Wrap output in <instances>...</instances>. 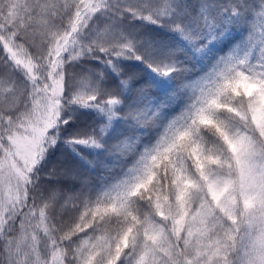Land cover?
<instances>
[{
	"label": "snow or ice",
	"instance_id": "6c2138e0",
	"mask_svg": "<svg viewBox=\"0 0 264 264\" xmlns=\"http://www.w3.org/2000/svg\"><path fill=\"white\" fill-rule=\"evenodd\" d=\"M0 53L6 264H264V0H0Z\"/></svg>",
	"mask_w": 264,
	"mask_h": 264
},
{
	"label": "clouds",
	"instance_id": "9594fccd",
	"mask_svg": "<svg viewBox=\"0 0 264 264\" xmlns=\"http://www.w3.org/2000/svg\"><path fill=\"white\" fill-rule=\"evenodd\" d=\"M240 30V29H237ZM231 35V34H230ZM227 39V38H226ZM237 40L236 42H238ZM219 43V42H217ZM234 45H231L232 47ZM222 55L220 51H217L216 48H212L209 46V50L204 55H190V58L188 59V67L190 71L185 74L181 79L170 81L172 83V87L170 91H176L177 95L174 101L171 102V105H182L185 102L186 93L181 91V86L184 82V80H195L201 75H203L209 67L215 63V60ZM248 85L246 83H239L236 84L235 87L238 89H244ZM179 110V109H178ZM0 264H6V261L3 259H0Z\"/></svg>",
	"mask_w": 264,
	"mask_h": 264
},
{
	"label": "trees",
	"instance_id": "16d2710c",
	"mask_svg": "<svg viewBox=\"0 0 264 264\" xmlns=\"http://www.w3.org/2000/svg\"><path fill=\"white\" fill-rule=\"evenodd\" d=\"M243 36V30H237L231 33L230 37L228 38L229 40H231V43H235L237 40H239L241 37ZM130 65L133 67V70L140 72L142 77L147 78V73L145 71L144 65L142 64H138V62H129ZM155 93L157 95V100L160 98H163L164 95L167 92H160L158 90H155ZM167 111L169 113L171 112H175L178 111V105H169V108L167 109ZM91 120V117L87 114L85 115H80L78 120H73L70 121V125L71 127L66 126L65 127V131H69V130H74L77 126L79 127H83L85 126V124ZM58 148V147H57ZM57 148L53 149L50 154L49 157L52 155H55ZM51 179H53L55 185L62 191V192H70V191H75L79 188V183L77 181L74 180H69L65 177H51Z\"/></svg>",
	"mask_w": 264,
	"mask_h": 264
},
{
	"label": "rangeland",
	"instance_id": "374dc122",
	"mask_svg": "<svg viewBox=\"0 0 264 264\" xmlns=\"http://www.w3.org/2000/svg\"><path fill=\"white\" fill-rule=\"evenodd\" d=\"M190 2L194 3V2H196V0H190ZM234 31H237V30H234ZM257 31H259V28H257ZM154 35L159 39H166V34L161 30H155ZM223 44H224V42L216 43V47H215L216 50L219 51L221 49V47H223ZM228 46L230 47L231 43H229ZM2 54L3 53H0V55H2ZM144 68H145V66H144ZM146 73H147V71H146ZM171 87H172V83L169 81H166L164 83H158L157 86L154 89H152V95H154L157 98L155 90H158L160 92H168V91H170ZM90 122H91V120H89L85 125L89 124ZM71 132H72V130L65 131L64 134L68 135ZM153 136H154V131L149 133L148 136H145L144 141L148 142L149 139L152 138ZM70 158H72V154L70 153V151L68 149L64 148L63 145L58 146L55 155L48 157V160H49L48 167L50 168L54 164H60L62 162H67ZM48 178H50V177L46 176V179H48ZM16 224L18 227L19 226V220L16 221Z\"/></svg>",
	"mask_w": 264,
	"mask_h": 264
}]
</instances>
